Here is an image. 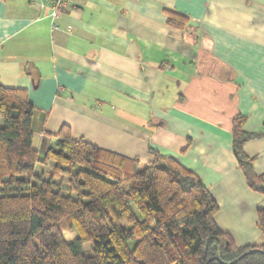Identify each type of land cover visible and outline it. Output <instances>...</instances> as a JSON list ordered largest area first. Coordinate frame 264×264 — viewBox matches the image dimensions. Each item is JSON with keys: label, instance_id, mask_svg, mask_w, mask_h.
<instances>
[{"label": "crops", "instance_id": "1", "mask_svg": "<svg viewBox=\"0 0 264 264\" xmlns=\"http://www.w3.org/2000/svg\"><path fill=\"white\" fill-rule=\"evenodd\" d=\"M50 1L0 0V78L28 90L38 152L69 125L113 153L175 157L235 244H263L234 120L263 132L243 149L264 175V0H71L56 19ZM168 9L190 24H169Z\"/></svg>", "mask_w": 264, "mask_h": 264}, {"label": "trees", "instance_id": "2", "mask_svg": "<svg viewBox=\"0 0 264 264\" xmlns=\"http://www.w3.org/2000/svg\"><path fill=\"white\" fill-rule=\"evenodd\" d=\"M166 12L172 26L190 24L188 15ZM34 113L28 90L0 78V264H264V243L235 244L216 222L219 204L209 188L175 157L130 158L63 125L41 158ZM244 123L237 115L234 151L249 185L263 194L264 234V175L243 149L263 132ZM50 160L49 176L35 171ZM63 172L68 178L56 180ZM65 223L76 228L74 240Z\"/></svg>", "mask_w": 264, "mask_h": 264}, {"label": "rangeland", "instance_id": "3", "mask_svg": "<svg viewBox=\"0 0 264 264\" xmlns=\"http://www.w3.org/2000/svg\"><path fill=\"white\" fill-rule=\"evenodd\" d=\"M40 156H41V158H43L45 156V151H42L40 153ZM53 167H54V161L53 160H50L47 163L39 162L36 165L35 171L39 172V173H41L42 171H46L47 172V176H49L51 174V170H52ZM63 176L66 179L68 178V175L66 173H64V172L62 174L56 173V180L59 181L61 179V177H63ZM62 230H63V233L66 236V238L68 240H70V241L74 240L75 237L78 234L76 228H72L68 223H65L63 225Z\"/></svg>", "mask_w": 264, "mask_h": 264}, {"label": "built area", "instance_id": "4", "mask_svg": "<svg viewBox=\"0 0 264 264\" xmlns=\"http://www.w3.org/2000/svg\"><path fill=\"white\" fill-rule=\"evenodd\" d=\"M51 16L56 19L70 7L71 0H51ZM57 24L54 22V26Z\"/></svg>", "mask_w": 264, "mask_h": 264}, {"label": "water", "instance_id": "5", "mask_svg": "<svg viewBox=\"0 0 264 264\" xmlns=\"http://www.w3.org/2000/svg\"><path fill=\"white\" fill-rule=\"evenodd\" d=\"M242 256L238 257L235 261H238Z\"/></svg>", "mask_w": 264, "mask_h": 264}]
</instances>
